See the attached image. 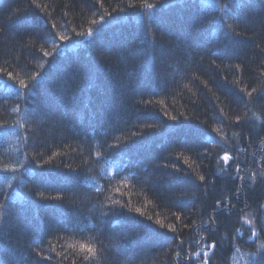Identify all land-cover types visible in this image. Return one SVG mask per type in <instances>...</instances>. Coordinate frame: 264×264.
Listing matches in <instances>:
<instances>
[{"label": "trees", "instance_id": "16d2710c", "mask_svg": "<svg viewBox=\"0 0 264 264\" xmlns=\"http://www.w3.org/2000/svg\"><path fill=\"white\" fill-rule=\"evenodd\" d=\"M0 264H264V0H0Z\"/></svg>", "mask_w": 264, "mask_h": 264}, {"label": "snow or ice", "instance_id": "6c2138e0", "mask_svg": "<svg viewBox=\"0 0 264 264\" xmlns=\"http://www.w3.org/2000/svg\"><path fill=\"white\" fill-rule=\"evenodd\" d=\"M89 34H90V33H89ZM79 35L83 36L84 34L81 33V34H79ZM60 39H61V40H67V37H63V36H61ZM45 54L47 55V53H45ZM21 84H23V81H21ZM172 119L175 120L176 117H172ZM217 131H218V130H217ZM222 159H223L225 162H227V161H229V160H232L233 157H231L229 154L226 153V154L223 156ZM237 171H239V169H237ZM240 178L242 179V177H240ZM200 179L203 180L204 177H200ZM137 211H139V209H137ZM172 231H175V229L173 228ZM213 247H215V245H213ZM88 251L91 252V251H93V250H92L91 248H89Z\"/></svg>", "mask_w": 264, "mask_h": 264}]
</instances>
